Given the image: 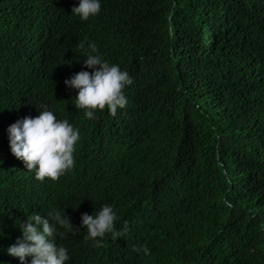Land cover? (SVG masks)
Returning <instances> with one entry per match:
<instances>
[{"label": "trees", "instance_id": "1", "mask_svg": "<svg viewBox=\"0 0 264 264\" xmlns=\"http://www.w3.org/2000/svg\"><path fill=\"white\" fill-rule=\"evenodd\" d=\"M77 2L0 0V264H21L17 225L53 209L66 264H264V0H101L85 21ZM89 41L132 78L94 120L63 83L91 72ZM42 106L79 129L54 181L8 145ZM104 204L117 219L95 247L80 217Z\"/></svg>", "mask_w": 264, "mask_h": 264}, {"label": "clouds", "instance_id": "2", "mask_svg": "<svg viewBox=\"0 0 264 264\" xmlns=\"http://www.w3.org/2000/svg\"><path fill=\"white\" fill-rule=\"evenodd\" d=\"M100 8L101 0H78L71 7V14L85 21L98 14ZM87 49L83 65L91 72L82 68L63 83L76 91L71 101L76 109L83 110L84 118L94 120L96 111L105 109L115 115L117 109L127 103L123 89L132 83V78L119 64L103 59L94 42L89 41ZM6 132L11 154L22 160L27 170H34L37 180L54 181L73 167L79 129L67 119L57 118L46 106H42L36 116L25 115L9 124ZM116 219L117 213L110 204L101 205L94 215L81 213L80 224L87 229L85 239L95 247L102 246L105 234L113 233ZM17 227L21 236L5 251L21 264L26 257H30L27 264H66L69 261L68 249L54 240L58 227L72 230L64 210L53 209L43 216L33 212ZM126 227L125 224L121 231H126ZM143 251L146 253L147 249Z\"/></svg>", "mask_w": 264, "mask_h": 264}]
</instances>
